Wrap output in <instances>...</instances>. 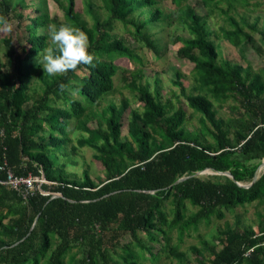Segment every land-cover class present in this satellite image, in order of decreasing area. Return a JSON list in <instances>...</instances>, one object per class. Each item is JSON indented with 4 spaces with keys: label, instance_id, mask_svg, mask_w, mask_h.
I'll return each mask as SVG.
<instances>
[{
    "label": "trees",
    "instance_id": "obj_1",
    "mask_svg": "<svg viewBox=\"0 0 264 264\" xmlns=\"http://www.w3.org/2000/svg\"><path fill=\"white\" fill-rule=\"evenodd\" d=\"M102 1L109 17L94 15L93 3L87 2L93 16L89 27L76 0H65V20L54 22L86 31L94 59L49 75L50 81L40 75L45 87L36 99L29 90L37 71L33 60L49 44V35L41 32L47 14L32 17L26 28L11 23L13 30L3 40L10 51L0 58V180L10 171L18 177L44 176L53 184L28 192L26 187L0 184V264H69L72 255L71 264H145L149 258L157 264L164 257L172 258L169 264H264V213L256 230L225 223L219 230L222 249L201 239L191 247L190 260L172 241L175 231L182 242L203 223L224 220L247 204H264V170L252 186L239 185L251 184L264 161V81L250 63L264 60V22L260 28L259 18L250 23L243 17L240 22L231 15L239 7L264 5V0H200L205 16L193 4L179 10L177 20L188 36H179L183 46L177 55L193 65L204 93L187 94L179 73L175 84L188 106L201 114L211 143L187 129L182 106L172 100L163 103L159 88L152 91L149 82L136 78H123L141 103L131 120L125 118L127 99L120 107L112 103L93 110L115 90L116 60L140 61L130 43L137 41L159 54L149 27L172 19L156 0ZM25 5L0 0V17L21 21L24 16L18 10ZM215 9L227 20L217 36L239 51L240 62L223 59L211 38L208 16ZM146 10V18L136 17ZM119 24L126 35L114 34ZM210 95L221 102L239 101V107L230 109L234 118H219ZM91 117L97 120L94 126L88 124ZM72 120L88 134L79 138V147L94 151L104 177L87 170L82 176L68 172L67 165L76 164L73 159L60 163V157L70 156ZM126 125L128 134L123 136ZM205 170L233 177L197 175ZM181 178L186 179L178 183ZM189 206L195 209L190 214Z\"/></svg>",
    "mask_w": 264,
    "mask_h": 264
},
{
    "label": "rangeland",
    "instance_id": "obj_2",
    "mask_svg": "<svg viewBox=\"0 0 264 264\" xmlns=\"http://www.w3.org/2000/svg\"><path fill=\"white\" fill-rule=\"evenodd\" d=\"M26 2L24 8L19 9L18 13L21 12L24 18L19 21L14 18L11 23L14 28L17 27L18 22L21 23L23 28H26L30 24V19L32 17L41 16L44 13L47 14L48 21L44 28L41 29L42 33H47L49 35L50 29L56 26L54 19L62 22L65 20L64 11L62 7L66 5L65 0H14V4L17 5L21 2ZM157 5L161 7L166 15L171 14L172 19L169 21L159 24L157 27H149V33L151 37L156 41L159 54H156L147 47L142 46L141 43L133 41L130 43L131 47L134 49L135 55L140 59L130 60L126 58H118L116 64L119 66L118 74L115 76V90L107 95L102 105L98 108H93L94 111H102L108 105L115 104L118 107L122 106V101L127 99L130 106L126 112L125 118L131 120L133 117V111L141 107V103L138 100L136 93H133L126 87V82L123 78L133 79L136 78L138 82L146 83L149 82L151 90L155 91L159 88L163 103L168 100H172L175 105L182 106L187 112V122L186 127L191 132H199L202 138L208 141V143L213 142V139L206 135L203 131V124L201 122L202 116L196 113L192 108L188 106L185 100V96L182 94L181 86H177L175 81L177 80V74H181V84L185 89L187 94H200L204 93L202 83L197 79L194 71L193 65L189 60L180 58L177 55L178 49L183 46L181 41L178 42L179 36L186 37L188 33L182 27V25L177 20L179 15V10L184 8L187 4H193L197 7V11L200 15L205 16L207 14V9L202 5L200 0H156ZM92 2L94 5L93 14L97 15L100 19L104 20L108 18V12L104 8V3L102 0H76V9L81 15V19L87 23L89 27L93 24L92 13L87 12L86 3ZM225 9L227 5L222 4ZM18 8V7H17ZM148 10V9H147ZM147 10L145 14H136V17L146 18L148 13ZM231 15L237 20L242 22V18H247L250 23H254L257 18H259V27L263 26L264 22V5L259 7L251 6L250 9L239 7L237 10L232 11ZM108 16V17H107ZM209 27L212 31V40H214L219 45V50L221 52V57L223 59H229L232 61H242L239 51L230 45L226 40L220 39L217 34L222 26L227 23L226 16L219 9L208 16ZM9 31H5L4 27H0V58H4V55L10 51V46L3 43V40L9 35ZM114 34L126 35V29L122 24H119L117 30ZM128 36V35H127ZM258 38V37H257ZM48 46L51 45L50 37L48 40ZM43 54V52H41ZM33 63L37 65V71L33 75L31 82V88L29 94L36 99L42 94L45 87L44 81L39 77L46 78L50 81L49 75L45 72L43 67L38 62V56L33 60ZM252 71L255 74L262 76L264 81V60L259 58L253 59L251 62ZM59 75V74H57ZM56 76V75H53ZM71 96H76V93L70 94ZM214 102V109L217 112L219 118L224 120H229L234 118V114L230 110L233 107H239V101L230 99L226 102H221L216 100L213 96H209ZM33 99L27 104V106L32 105ZM96 118L91 117L88 121L89 125L94 126L96 123ZM78 121L72 120L71 125L68 128L69 136L72 139L67 146V152L70 153L69 157H60V163L69 162L71 159L76 161V164H68L67 171L70 173H76L82 176L84 171H89L93 177H104L100 163L95 159L94 151L88 147H79L78 140L80 137L88 135L78 128ZM209 125V124H208ZM105 126V125H104ZM210 126V125H209ZM128 125L123 128V136L128 134ZM77 148L75 152L73 149ZM215 172L204 173L198 175L204 178H211L214 176ZM171 207L169 206V209ZM195 209L189 206L188 214H190ZM264 213V204L260 202H255L252 204H247L237 208L235 211L227 213L224 220H213L209 224L203 223L200 225L198 231H191V235L186 234L182 240H179L178 233L175 231L172 241L173 244L179 245V251L185 253L187 259H193L191 247L193 245H199L201 239L206 240L212 246H217L218 250L222 249L219 244V230L225 226V223H229L231 226L236 227L239 225L241 230L257 229L260 222V215ZM172 218V215L170 216ZM145 238L144 234H141ZM159 248V244L155 245ZM149 258V254L147 255ZM74 255L68 258V263L71 264ZM172 260V258H171ZM171 260L164 257L162 261L157 264H169ZM173 261L178 262L176 258ZM145 264H155L149 258Z\"/></svg>",
    "mask_w": 264,
    "mask_h": 264
},
{
    "label": "clouds",
    "instance_id": "obj_3",
    "mask_svg": "<svg viewBox=\"0 0 264 264\" xmlns=\"http://www.w3.org/2000/svg\"><path fill=\"white\" fill-rule=\"evenodd\" d=\"M0 25L11 32L13 25L0 17ZM51 45L38 55V62L50 75L66 73L80 64H91L94 54L90 51L89 37L86 31L70 23H61L50 29ZM63 88V84H61Z\"/></svg>",
    "mask_w": 264,
    "mask_h": 264
},
{
    "label": "built area",
    "instance_id": "obj_4",
    "mask_svg": "<svg viewBox=\"0 0 264 264\" xmlns=\"http://www.w3.org/2000/svg\"><path fill=\"white\" fill-rule=\"evenodd\" d=\"M4 170V166H0V172ZM0 184L9 186L12 189L21 190L22 187H26V192L34 191L36 189H42L44 184L51 185L53 182L48 181L44 176H33L29 175L28 177H18L15 176L12 172L8 171V176L5 180H0ZM43 193H45L42 190Z\"/></svg>",
    "mask_w": 264,
    "mask_h": 264
},
{
    "label": "water",
    "instance_id": "obj_5",
    "mask_svg": "<svg viewBox=\"0 0 264 264\" xmlns=\"http://www.w3.org/2000/svg\"><path fill=\"white\" fill-rule=\"evenodd\" d=\"M263 170H264V161H263L262 165L258 168V170L256 172V175L254 177V180H253V182L251 184H249V185L239 184V185L240 186H243V187H247V188L250 187V186H252L258 180V178H259V176H260V174L262 173ZM211 172H213V171H211V170H205V171H202V172L197 173V175H201V174H204V173H211ZM214 174H221V175H227L229 177H233V175L230 172H225V173H221L220 172V173H214ZM185 179L186 178H181L178 181V183L184 181Z\"/></svg>",
    "mask_w": 264,
    "mask_h": 264
}]
</instances>
